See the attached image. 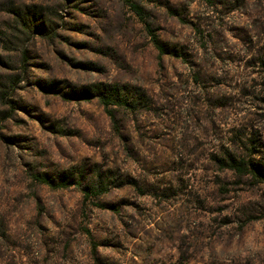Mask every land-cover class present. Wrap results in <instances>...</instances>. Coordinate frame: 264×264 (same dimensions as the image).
Segmentation results:
<instances>
[{"label": "rangeland", "instance_id": "1", "mask_svg": "<svg viewBox=\"0 0 264 264\" xmlns=\"http://www.w3.org/2000/svg\"><path fill=\"white\" fill-rule=\"evenodd\" d=\"M134 1L0 0V264H264V0Z\"/></svg>", "mask_w": 264, "mask_h": 264}, {"label": "trees", "instance_id": "2", "mask_svg": "<svg viewBox=\"0 0 264 264\" xmlns=\"http://www.w3.org/2000/svg\"><path fill=\"white\" fill-rule=\"evenodd\" d=\"M136 14H141V7L138 3H136L134 0H123ZM16 17L19 20V23L24 28V32H31V34H37L40 36H45L50 32V28L47 22H45L44 19H42V16L40 15V12L34 9L26 8L24 12H16ZM147 25V24H146ZM148 26V25H147ZM148 28V27H147ZM151 31V29H149ZM155 34L152 33V36H150V41L153 45V47L156 49L158 54L161 53V45L154 39ZM21 57V54H20ZM21 61L24 62L23 56L20 58ZM94 96L97 99V102L102 107V110L104 114L108 117L109 121L113 124L114 122V115L113 110L109 108L110 105L118 106V107H125L128 104L124 101V99L119 95L118 91L109 86L101 85V84H93L89 86ZM7 118V116H6ZM231 169L235 171L238 176L249 174L252 180L257 179L259 183L264 184V170L260 169L258 165H254L251 163H242L240 161L234 162L229 161ZM38 181L43 183L44 185L51 186V182L48 178L42 176L37 177ZM61 182L59 181L58 184ZM62 185V184H60ZM65 186V184L63 185ZM56 187V186H55ZM60 187V186H57ZM98 184L93 188H90V190L80 189L82 198H86L88 194L95 196L99 192L97 190Z\"/></svg>", "mask_w": 264, "mask_h": 264}]
</instances>
